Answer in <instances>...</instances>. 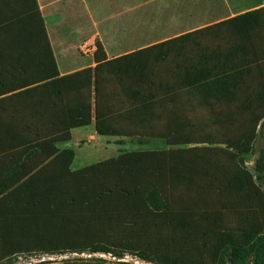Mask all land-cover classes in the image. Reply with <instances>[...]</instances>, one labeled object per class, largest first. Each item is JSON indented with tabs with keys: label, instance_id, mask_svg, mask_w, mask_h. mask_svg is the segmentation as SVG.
<instances>
[{
	"label": "trees",
	"instance_id": "trees-1",
	"mask_svg": "<svg viewBox=\"0 0 264 264\" xmlns=\"http://www.w3.org/2000/svg\"><path fill=\"white\" fill-rule=\"evenodd\" d=\"M60 74L37 0H0V264L19 255H132L264 264V6ZM93 63V65H91ZM161 138L32 189L70 129ZM68 264V263H67Z\"/></svg>",
	"mask_w": 264,
	"mask_h": 264
},
{
	"label": "crops",
	"instance_id": "crops-1",
	"mask_svg": "<svg viewBox=\"0 0 264 264\" xmlns=\"http://www.w3.org/2000/svg\"><path fill=\"white\" fill-rule=\"evenodd\" d=\"M121 1L123 7L124 0ZM158 1L159 0H131L128 6L130 8L136 9L140 14V18L143 17L142 24L146 26L147 29H144L142 32H140L139 29L136 32L139 35V37L136 38V44L133 43L134 45H129L125 50L117 52L116 54L109 55L104 48L107 57H114L120 53H123L124 51H130L143 47L155 41L163 40L165 38L184 33L193 28L203 26L206 23H212L225 17H232L236 14L264 6V0L254 1L251 4L243 6L236 5V0H209L208 3H211V7L209 6V9H207V17H203L202 20L197 21L198 23L196 22V24L194 23L187 25L186 18L189 16L188 8L186 5H178L182 3V0H163L164 4H161ZM37 2L44 21L47 18L58 19L55 20V23H57L59 20H62V25H58L59 27H62V29H58L60 32H68L71 34L75 32V30H80V26H73V24L70 25V22L73 23L72 20H68L65 24H63V19L74 18L77 10H81L84 14L87 12L88 16L91 17V0H37ZM172 18H176V24L170 22ZM205 19L208 20L204 21ZM140 27H142V25H140L139 28ZM46 29L51 42L50 32L48 31L47 26ZM58 41L61 43L59 39ZM90 42L93 44V50L90 53L92 56V53L95 49V42L92 40ZM56 60L59 67H63L62 69L60 68V74H64V71H68L70 68L77 66V63H73L75 61L71 62L65 57H56ZM86 64L87 63H84L80 67H83ZM91 65H93V63H91ZM76 133L77 138L75 139ZM108 138H112V140L127 139V137L106 136L98 134L95 131L94 119H92V121L86 126L71 128L70 139L58 143V147L72 149L74 151L72 160L69 162V164H65L67 160L66 158L54 155L53 158L55 159L53 160H55V162L52 164H44V170L40 172L38 178L32 181V189H90V186H85L84 180L82 181L81 179H76L74 177L75 175H72V172H75L90 164L105 160L109 157L117 156L118 154L100 156V154L96 152L97 149L98 152L101 150V148L105 149L104 145L107 144ZM134 139L139 143H151L152 145L154 144V141L157 140H162L165 142V140L161 138H147L141 140H137V138ZM81 148H85V151L78 153L77 149ZM115 151H117V148Z\"/></svg>",
	"mask_w": 264,
	"mask_h": 264
},
{
	"label": "rangeland",
	"instance_id": "rangeland-1",
	"mask_svg": "<svg viewBox=\"0 0 264 264\" xmlns=\"http://www.w3.org/2000/svg\"><path fill=\"white\" fill-rule=\"evenodd\" d=\"M208 1L182 0V3L178 4L182 6L186 5L188 8L187 25L196 24L203 17H207V9H209V6L211 7V3H208ZM254 1L258 0H238V2L236 0V5H248ZM130 2L131 0H124V6L122 7L121 0H91V17L88 16L87 12L84 14L81 10H77L74 18L63 19V24L68 20H72L73 23L70 22V25L73 24V26L81 27L80 30H75L71 34L58 30L62 29V27L58 26L62 25V20L55 23V20L58 19L47 18L45 23L50 32L51 44L56 57H65L71 62L75 61L73 63H77V65L88 63L91 60V54L85 52L82 48V41H85L84 39L92 40L93 42L100 41L109 55L125 50L129 45H134L133 43L136 44V38L139 37L136 32L139 29L142 32L147 28L142 24L143 17H139L138 11L128 6ZM158 2L164 4L163 0H159ZM207 20L205 19L204 21ZM170 22L176 24V18H172ZM140 25L142 27L139 28ZM58 39L61 43H59ZM76 138L77 133L75 134ZM104 146L105 149L101 148L99 152L98 149L96 150L100 156L116 155L123 151L144 148L160 149L166 147V144L162 140L154 141L152 145L151 143H139L134 138H127L125 140H112V138H108V142ZM253 147L254 150L245 156V164L249 170H252L258 148H264V131L257 136ZM116 148L117 151H115ZM82 151H85V148L77 149L78 153ZM122 257L125 260L118 261L110 259L107 257V254L106 256H100L98 253L65 252L54 256L19 255L11 262L5 264H152L139 259L136 261L137 258L132 255Z\"/></svg>",
	"mask_w": 264,
	"mask_h": 264
},
{
	"label": "built area",
	"instance_id": "built-area-1",
	"mask_svg": "<svg viewBox=\"0 0 264 264\" xmlns=\"http://www.w3.org/2000/svg\"><path fill=\"white\" fill-rule=\"evenodd\" d=\"M82 48L85 52H89L91 53L92 50H93V44L92 42L88 41V40H85L82 42ZM100 256H106V254L104 253H98ZM127 255H124V257H126ZM107 257H109L110 259L112 260H125L123 257H115V256H112L110 255L109 253L107 254ZM136 261H138V259H136Z\"/></svg>",
	"mask_w": 264,
	"mask_h": 264
}]
</instances>
